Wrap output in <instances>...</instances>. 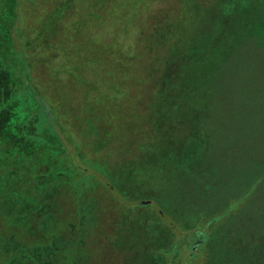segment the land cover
Returning a JSON list of instances; mask_svg holds the SVG:
<instances>
[{"label": "rangeland", "instance_id": "1", "mask_svg": "<svg viewBox=\"0 0 264 264\" xmlns=\"http://www.w3.org/2000/svg\"><path fill=\"white\" fill-rule=\"evenodd\" d=\"M83 1L67 2V16L55 43L61 49H54L44 61L45 51L37 48L30 55L36 86L55 105L61 104L58 92L66 85L62 79L78 70L79 75H89L95 89L80 83L76 98L101 102L92 112L77 108L80 125L75 129L80 136L73 134L70 140L88 161L103 164V180L94 176L99 184L92 185V198L87 194L80 198L81 226L74 221L68 236L61 232V237H54L57 248L87 247L85 264H264V229L252 213L263 207L264 191L262 196L248 194V177L232 185L228 174L220 176L216 168L194 166L191 174L181 176L168 153V101L185 107L190 95L169 94L179 84L171 78L172 53L192 42L195 26L212 18L209 8L219 0ZM90 7L97 16L91 24L76 16L78 10ZM219 13L214 20L217 31L224 22L232 28L255 18L254 8ZM32 37L27 35L24 41L29 43ZM65 47H70L68 66L59 75L53 69ZM72 60L81 70L73 67ZM70 97L66 92L65 98ZM181 110L183 127L172 126L170 134L185 130L190 122ZM61 111L72 113L57 109ZM95 112H105L110 126L116 127L113 141L110 133L101 138ZM59 121L68 129L77 119L71 115ZM102 143L105 151H96ZM172 150L177 151L178 145ZM231 155L233 151L229 159ZM21 251L29 253L24 247Z\"/></svg>", "mask_w": 264, "mask_h": 264}, {"label": "trees", "instance_id": "2", "mask_svg": "<svg viewBox=\"0 0 264 264\" xmlns=\"http://www.w3.org/2000/svg\"><path fill=\"white\" fill-rule=\"evenodd\" d=\"M68 1L0 0V264H85L87 261V247L78 244L63 250L57 248L54 237L70 233L69 225L74 221L78 220L81 226L78 215L84 213L80 198L90 196L93 184L98 186L94 176L103 180V164L88 161L70 140L71 135H79L75 129L80 125L77 108L92 112L101 102L76 98L80 83L87 89H95L89 75L80 76L78 70L77 74H70L72 80L62 79V86L66 85L58 92L61 104L55 105L36 86L30 56L38 48L46 52L44 61L54 49H61L55 43L59 26L67 16ZM249 8H254V19L232 28L224 22L222 29L216 30V11L233 10L232 14H238ZM78 11L77 18L90 24L97 17L91 7L85 12ZM209 11L212 18L195 26L192 42L172 53L170 69L174 76L171 78L179 84L176 89L172 86L169 94L190 95L185 107L168 101V153L176 160L175 167L181 176L191 174L194 166L216 168L220 176L228 174L232 185L244 183L248 177V194L259 192L262 196L264 0H219ZM27 35L33 36L29 43L24 41ZM65 48L60 51V63L57 61L53 69L59 75L68 66L70 47ZM73 64L81 70L78 62ZM66 92H70L71 99L65 98ZM62 107L72 113H58L57 109ZM182 108L190 122L185 130L170 134L172 126L183 127L179 119ZM71 115L77 122L67 129L59 117L64 120ZM88 115H84V124ZM94 115L98 116L96 123L101 138H109L110 133L113 141L116 127L110 126L106 113ZM170 116L174 117L169 119ZM105 145L100 144L96 151L104 152ZM177 145L178 150L173 151ZM231 151L233 155L229 159ZM252 213L254 221H258L256 224L261 223L264 229V203ZM186 239L189 243L193 241L190 235ZM23 247L29 253H22Z\"/></svg>", "mask_w": 264, "mask_h": 264}]
</instances>
